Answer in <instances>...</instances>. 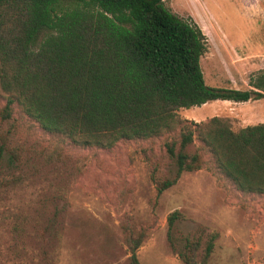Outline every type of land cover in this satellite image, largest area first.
<instances>
[{"label":"rangeland","instance_id":"rangeland-1","mask_svg":"<svg viewBox=\"0 0 264 264\" xmlns=\"http://www.w3.org/2000/svg\"><path fill=\"white\" fill-rule=\"evenodd\" d=\"M165 6L202 31L206 85L254 89L264 76V0H166ZM18 17L8 10L0 37ZM6 101L0 90V114ZM11 112L0 124L9 132L5 150L0 139V264H129L125 222L146 230L137 252L142 264H183L186 240L199 242V264H264V196L236 191L212 166L184 172L159 198L153 183L173 178L164 144L178 140L184 125L220 117L237 131L264 123V98L179 109L181 124L160 137L111 149L68 143L61 160L54 150L62 142L16 105ZM175 211L180 219L169 231Z\"/></svg>","mask_w":264,"mask_h":264},{"label":"trees","instance_id":"trees-1","mask_svg":"<svg viewBox=\"0 0 264 264\" xmlns=\"http://www.w3.org/2000/svg\"><path fill=\"white\" fill-rule=\"evenodd\" d=\"M165 1L0 0V19L8 10L19 15L0 37V90L7 95L0 124L16 105L62 142L54 150L61 160L68 143L111 149L160 137L181 124L179 109L264 98V76L249 90L206 85L200 66L205 37ZM181 131L164 144L175 171L171 179L153 178L157 198L184 172L210 166L236 191L264 196V123L234 131L229 120L212 117ZM8 133L0 130L2 150ZM179 219L178 211L169 215V231ZM122 227L129 264H142L137 252L146 230L127 222ZM198 248V241L186 240L183 264H199Z\"/></svg>","mask_w":264,"mask_h":264}]
</instances>
